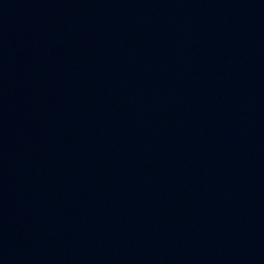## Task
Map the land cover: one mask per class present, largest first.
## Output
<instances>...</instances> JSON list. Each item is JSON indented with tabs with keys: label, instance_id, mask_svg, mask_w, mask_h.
Here are the masks:
<instances>
[{
	"label": "water",
	"instance_id": "water-1",
	"mask_svg": "<svg viewBox=\"0 0 264 264\" xmlns=\"http://www.w3.org/2000/svg\"><path fill=\"white\" fill-rule=\"evenodd\" d=\"M0 264H264V0H0Z\"/></svg>",
	"mask_w": 264,
	"mask_h": 264
}]
</instances>
